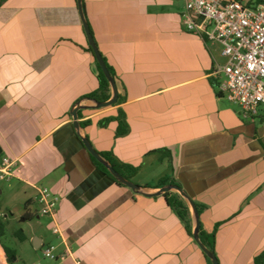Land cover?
Returning <instances> with one entry per match:
<instances>
[{
    "label": "crops",
    "instance_id": "1",
    "mask_svg": "<svg viewBox=\"0 0 264 264\" xmlns=\"http://www.w3.org/2000/svg\"><path fill=\"white\" fill-rule=\"evenodd\" d=\"M82 7L118 77V105L97 109L87 98L98 88L97 67L77 0L0 3V160H16L8 189L26 201V219L39 187L60 197L62 235L46 217L50 234L34 233V249L55 244L81 264H209L168 201L184 200L194 233L189 202L177 191L145 197L118 185L94 164L87 137L137 168L131 182L148 192L164 178L181 187L200 207L202 230L211 235L218 225L219 264H254L264 252V116L244 119L220 91L222 46L185 29L183 0H82ZM119 108L129 126L121 138L115 121L99 125Z\"/></svg>",
    "mask_w": 264,
    "mask_h": 264
},
{
    "label": "built area",
    "instance_id": "2",
    "mask_svg": "<svg viewBox=\"0 0 264 264\" xmlns=\"http://www.w3.org/2000/svg\"><path fill=\"white\" fill-rule=\"evenodd\" d=\"M183 1L185 29L205 42L222 46V56L227 62L215 71L224 76L220 91L241 108L244 119L257 117L264 109V1L258 4L252 0ZM15 166L16 160L2 158L0 181H9ZM37 190L40 214L54 221L52 233L61 237L60 227L55 223L60 197L45 187ZM42 251L54 264H65L67 257L72 258L73 264H81L70 250L60 253L55 244L46 245Z\"/></svg>",
    "mask_w": 264,
    "mask_h": 264
},
{
    "label": "trees",
    "instance_id": "3",
    "mask_svg": "<svg viewBox=\"0 0 264 264\" xmlns=\"http://www.w3.org/2000/svg\"><path fill=\"white\" fill-rule=\"evenodd\" d=\"M2 0H0L1 3ZM264 0H252V2H255L256 4L258 3H262ZM250 4H252L250 2ZM91 30V29H90ZM92 33V32H91ZM88 50L92 53L93 57L95 58L96 61V67H97V78H98V88L97 90H95L94 92L90 93L87 95L88 99L94 100L96 102H105L108 101L111 98V86L109 81L107 80L105 74L103 73L100 65L98 64L96 57L93 53L92 48L89 46ZM106 66L111 74V76L115 79V81L117 82L118 77L115 73V71L113 70L112 67H110L105 58L103 57ZM124 101L123 96H121L120 94H118V99L117 102L113 105H118L120 103H122ZM110 121H115L117 123V130H116V137L121 138L126 136L129 133V126L127 123V119H126V115L123 109L119 108L117 115L113 118H106L102 121L99 122V125L101 127H105L108 125V123ZM90 124V122H85L84 124H82L83 126H88ZM84 146V145H83ZM100 155L121 175L123 176L125 179L131 181V178L133 175L136 174L137 172V168H134L130 165H127L121 161H119L112 152H99ZM94 164L96 165V167L105 175H107L109 178H111L114 182H116L118 185H123L120 184L116 178H114L112 176V174L110 173V171L108 170V168L103 165L102 163L98 162L93 156H91ZM166 185H176L175 182L170 179V178H164L161 183L160 186L164 187ZM169 205L171 206V208L177 213V215L180 217V219L182 220L183 224L185 225V228L188 232V234L190 236H193V232H192V228L190 226V222H189V210L188 207L186 205V203L184 202V200H182V198L180 197H175L170 199L169 201ZM197 209H198V213L200 215V207L198 205ZM218 225L215 228V231L211 234L208 235L206 234L202 228L200 229V239L203 242V244L213 253H215V232L217 230ZM5 235V223L3 221L0 220V238L3 237ZM16 236L18 238H20L21 240H23V236H22V232L17 233ZM3 250L4 253L6 255V257L9 259V262L11 264H13L16 260H17V255L16 252L6 246H3ZM206 256V255H205ZM209 264H212V262L210 261V259H208ZM254 264H264V252H262L260 255H258L255 260H254Z\"/></svg>",
    "mask_w": 264,
    "mask_h": 264
},
{
    "label": "rangeland",
    "instance_id": "4",
    "mask_svg": "<svg viewBox=\"0 0 264 264\" xmlns=\"http://www.w3.org/2000/svg\"><path fill=\"white\" fill-rule=\"evenodd\" d=\"M226 62L227 59L223 57L218 66H224ZM221 78L224 79V76L222 75ZM234 106L241 110L238 105ZM261 115L264 116V109L259 112L257 118ZM8 185L9 183L6 181H0V220L5 223V235L0 238V250L2 251L3 246H6L17 253V260L13 264H54L44 257L42 250L34 249L33 242L30 241L31 236L36 232L50 234L46 216H40L38 220L35 214H40L41 207L33 204L30 208L33 215L31 219H26V201L12 193L8 189ZM20 232H24L28 236L27 242H22L16 236ZM5 261L9 262V259L6 258ZM0 264L5 263L0 260ZM9 264L11 263L9 262Z\"/></svg>",
    "mask_w": 264,
    "mask_h": 264
},
{
    "label": "water",
    "instance_id": "5",
    "mask_svg": "<svg viewBox=\"0 0 264 264\" xmlns=\"http://www.w3.org/2000/svg\"><path fill=\"white\" fill-rule=\"evenodd\" d=\"M78 3V8H79V12H80V16H81V20L83 22V26H84V30L89 42L90 47L93 50V53L96 57V60L98 62V64L100 65L103 73L105 74L107 80L110 83V86L112 88V96L108 101L105 102H95V108L97 109H101V108H108L112 105H114L117 102L118 99V89H117V85H116V81L115 79L111 76L106 63L103 59V56L101 55L95 40L93 38V35L91 33L90 27L85 19L84 13H83V7H82V0H77ZM78 108H76L73 112V119H74V126L76 128L79 127V123H78ZM82 143L84 145V147L87 149V151L90 153L91 156H93L98 162L102 163L103 165H105L108 170L110 171V173L112 174V176L114 178H116V180L120 183L123 184L124 186L130 188L131 190H133L136 193H139L145 197H155V196H160L164 193L170 192V191H177L183 198H185L189 204L192 207L195 219H196V226L194 229V239L195 242L198 244V246L200 247V249L203 251V253L207 256L208 259H210V261L212 262V264H219L218 258L215 255V253L211 252L201 241L200 239V229H201V222H200V218H199V213H198V209L197 206L195 204V202L189 197V195L179 186L177 185H167L164 186L163 188H161L158 192L156 193H151L148 192L146 189L138 186L137 184L125 179L123 176H121L101 155L100 153L93 147V145L91 144V142L89 141V139L87 137H83L81 138Z\"/></svg>",
    "mask_w": 264,
    "mask_h": 264
}]
</instances>
